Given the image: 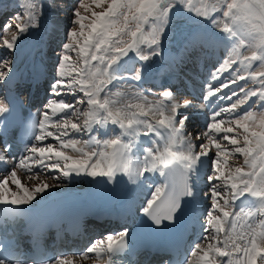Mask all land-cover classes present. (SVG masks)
Instances as JSON below:
<instances>
[{
	"label": "snow or ice",
	"instance_id": "6c2138e0",
	"mask_svg": "<svg viewBox=\"0 0 264 264\" xmlns=\"http://www.w3.org/2000/svg\"><path fill=\"white\" fill-rule=\"evenodd\" d=\"M43 7L42 0L18 4L22 10L0 32V48L14 53L18 41L39 27ZM181 13L221 33L227 50L203 99L209 109L218 100L231 103L211 110L202 131L186 129L190 117L181 109L191 100H177L171 88L153 93L138 87ZM72 17L49 89L60 99H51L22 127V152L12 155L11 143L0 145V163L12 162L0 178L4 219L22 215L60 186L50 180L87 177L111 184L126 177L139 185L158 174L163 182L151 185L138 211L159 228L173 223L196 196L207 166L204 235L182 264H264V0H78ZM131 60L138 67L128 69ZM13 71L6 53L0 83ZM11 112V101L0 100L3 122ZM238 158L242 163L230 164ZM127 236L110 233L83 252L51 256L41 248L39 229L29 245L3 236L0 264H117L129 247Z\"/></svg>",
	"mask_w": 264,
	"mask_h": 264
},
{
	"label": "rangeland",
	"instance_id": "374dc122",
	"mask_svg": "<svg viewBox=\"0 0 264 264\" xmlns=\"http://www.w3.org/2000/svg\"><path fill=\"white\" fill-rule=\"evenodd\" d=\"M5 1H8V0H5ZM14 2H15L16 5L18 3H21L22 4L23 3V0H21V2H20V0H14ZM42 2H43V5H44V7H43V16H46L47 9H52L53 10L52 12H50L51 13L50 14V18H53V16H55V17L51 21L50 26H51L52 29H56L57 28L55 31H58V29H60V31L63 30L62 31V35L64 34L65 39H63V43L62 44H64L65 41H66V38H67L68 30H69L70 27H72V23H71L72 18H73L72 17V10H73L74 7H76V5L78 3V0H42ZM21 10L22 9H20V11ZM97 11H99V9H97ZM18 12H19V10L16 11V12H14V13H11L10 14L11 15L10 17L12 18ZM217 15H219V14H217ZM186 18H188V20ZM174 20H175V22H174ZM63 21H64V23H63ZM7 23H8V21H7ZM12 23L14 24L15 21H12ZM40 23H41V21H39V27H37V28H40ZM0 24H6V21L3 22V20L0 19ZM199 25H201V23H198L195 19L189 18L188 15H185V14H181V16H176L175 15L172 18V21H171V23L169 25V30H168V33L166 34L165 38H164L163 44L166 45L169 49H172L173 51H175L176 49L179 48V44L184 41L185 37L187 36V33H189L191 30H195ZM3 28L4 27H1L0 28V32H3ZM204 29H205V31L202 33V36L196 35V36H194V39H192L191 41L193 42L194 53L196 55L194 57V59L197 60L198 62L200 60H202V61H204V64L203 65H206V63L208 61H210V60L217 61L218 59L217 58H215V59L213 58V56L216 53L215 50L207 49L204 46V42L207 39L208 34L210 32L209 26H205ZM214 30H216V29H214ZM50 31H52V30H50ZM30 33H34V29H32L31 31H29L28 33H26L23 37H27ZM43 38H45V35H44ZM213 39H214V42H216V44L207 43L208 45H210L211 48L217 49L220 44H222V45L224 44V42L221 41L216 36L213 37ZM45 41L46 40L44 39V42ZM223 46H225V45H223ZM17 49H18V53L20 51H23L22 48L19 47L18 44H17ZM219 50H220V48H219ZM40 51H43V50H40ZM59 53H60V51H59ZM7 54H8V58L10 60H12V61H14L17 58V55H18L16 53V51L14 53L7 52ZM224 54H226L225 53V50L224 51H221V52L218 51L217 57H222V56H224ZM58 58H59V54H58ZM35 60H41V59H38L37 58ZM56 63L53 62V61H50V65H49V69L50 70L49 71L55 72V65H56ZM167 63H169V61L166 59L165 60V64H167ZM137 64L138 63L135 60H131V61H129V63H128V65L126 67L133 68L134 65H137ZM180 67H181V70L184 72V74H187L186 71H187V67H188V62H184V63L180 64ZM30 69H32V66L30 67ZM189 70H191V69H189ZM168 73H170V72H168ZM177 73H178V71L173 70V74H174L173 80L174 81H177V79H176V74ZM44 75H46V74H44ZM190 76L184 75L185 81L187 82L188 87H189V91L187 93L185 91H182L181 92L182 89L186 88V84H185L186 82H184V78H183L182 74L179 75V85H178L179 87H181V89L179 90L180 92H178V93L179 94L181 93L182 96H185V94H186V97L189 98V99L195 97V93L193 94V90L192 89L194 88L195 89V92H197L198 89H199V87H198V84L199 83L194 82L193 80H191V78L193 76H191V78H190ZM149 77H150V79H153V76L152 75H150ZM205 77H206V75L204 74V78ZM30 79H29V82H30V85L32 86L33 84H31V80ZM197 79H198V81L200 80V78L198 77V75H197ZM194 80H196V79H194ZM242 82L243 81L239 82V84H241ZM202 84H204V83H202ZM244 84H247V86H252V84L250 82H248V81H244ZM171 85L173 86V84H171ZM146 87H148V86H146ZM125 88H126V86H125ZM150 88H152V87H150ZM201 88H203V87H201ZM172 89L174 90L175 88H172ZM121 90H124V89H121ZM176 95H177V93H176ZM181 95H179L180 98H181V100L182 99H185ZM179 96H177V98H179ZM66 100H68V99H66ZM195 102H192V106L195 109V111H194L193 114L198 113L199 110H200V108L202 107V106H200L199 104H197ZM200 102H202V100H200ZM181 110H185V109L182 108ZM189 117L191 119V118H194L195 115L194 116H189ZM234 163H242V158H238L237 160H231L230 161V164H234ZM208 173H209V169L207 170V175H208ZM203 174H204V171H203ZM207 175H206V177H207ZM206 177H205V179H206ZM49 183H52V182L49 181ZM59 185H63V184L59 183ZM63 186H65V185H63ZM207 188H208V186H207ZM202 196H203V193H202ZM204 203H208V202H204ZM108 234H110V233H106V236Z\"/></svg>",
	"mask_w": 264,
	"mask_h": 264
},
{
	"label": "bare ground",
	"instance_id": "6f19581e",
	"mask_svg": "<svg viewBox=\"0 0 264 264\" xmlns=\"http://www.w3.org/2000/svg\"><path fill=\"white\" fill-rule=\"evenodd\" d=\"M45 40H47V36H45L44 38ZM34 42V41H33ZM33 42L31 43L32 46H30V50L28 52H24V55L23 54H20L21 57H24V60H26V65H31L32 66V71L31 73L33 74L32 78L30 79L31 80V84H33L34 86V80L38 79V78H43L42 76L45 74L46 70H45V64H44V61L41 59V60H33V59H29V56L30 54L32 53V51L34 52L36 49H35V43L33 44ZM46 42V41H45ZM219 43V42H218ZM43 45V44H42ZM42 45H40L36 52L39 50H43V47ZM35 52V53H36ZM43 53V52H42ZM185 57V55H184ZM37 59V58H36ZM28 60V61H27ZM19 63L20 61H18V66H19ZM42 75V76H41ZM11 80L12 81H16L17 82V85L19 83H21V72L14 69L13 73L11 74ZM192 86V85H191ZM193 87V86H192ZM196 88V87H195ZM193 94L196 93L195 92V89L193 88ZM123 179L124 177H118L117 180L118 182H116L114 185H113V189H112V192L106 194V193H103V195H105V200L106 202H108L110 200V198H112V196L117 193V192H120L122 191L123 189ZM77 182L79 183V185L76 188H90V189H93L94 185L99 183L100 181L99 180H92L91 178H87V177H79ZM65 187H69L68 185H65ZM56 188V187H54ZM203 188H204V185H203V171L201 173V177H200V180L196 186V196L194 197V201L197 204H199L201 202V198L204 200V202H206V199L204 196H202V193H203ZM152 190V188L147 192V195L149 194V192ZM49 191V190H48ZM77 194H79V190L77 189ZM99 199L102 200V197H99ZM206 205V203H205ZM204 208V205L202 206V209ZM204 212V211H203ZM107 233H110L107 232Z\"/></svg>",
	"mask_w": 264,
	"mask_h": 264
}]
</instances>
